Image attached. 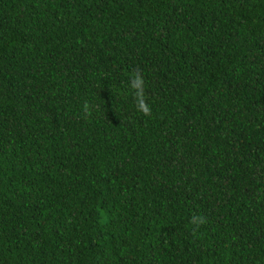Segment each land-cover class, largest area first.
<instances>
[{
  "label": "trees",
  "instance_id": "trees-1",
  "mask_svg": "<svg viewBox=\"0 0 264 264\" xmlns=\"http://www.w3.org/2000/svg\"><path fill=\"white\" fill-rule=\"evenodd\" d=\"M0 264H264V0H0Z\"/></svg>",
  "mask_w": 264,
  "mask_h": 264
},
{
  "label": "clouds",
  "instance_id": "clouds-1",
  "mask_svg": "<svg viewBox=\"0 0 264 264\" xmlns=\"http://www.w3.org/2000/svg\"><path fill=\"white\" fill-rule=\"evenodd\" d=\"M143 81L139 75H136L135 82L133 84L134 88L140 89L142 87ZM142 97V92L138 93ZM139 110H141L145 115L150 114V108L145 104L144 100L141 98L139 102Z\"/></svg>",
  "mask_w": 264,
  "mask_h": 264
}]
</instances>
